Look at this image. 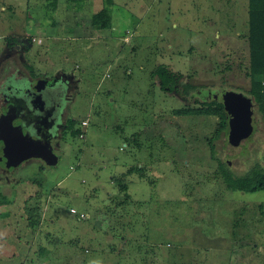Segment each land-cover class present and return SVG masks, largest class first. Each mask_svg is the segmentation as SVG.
I'll use <instances>...</instances> for the list:
<instances>
[{
  "label": "rangeland",
  "instance_id": "1",
  "mask_svg": "<svg viewBox=\"0 0 264 264\" xmlns=\"http://www.w3.org/2000/svg\"><path fill=\"white\" fill-rule=\"evenodd\" d=\"M105 3L0 0V110L11 83L72 71L48 92L79 127L55 164L0 149V264H264V189L224 176L264 169V112L230 143L218 114L176 110L251 94L240 0H113L96 27Z\"/></svg>",
  "mask_w": 264,
  "mask_h": 264
},
{
  "label": "water",
  "instance_id": "2",
  "mask_svg": "<svg viewBox=\"0 0 264 264\" xmlns=\"http://www.w3.org/2000/svg\"><path fill=\"white\" fill-rule=\"evenodd\" d=\"M72 74L74 73L65 71L61 75L56 74L50 79L39 76L34 82L33 80L23 82L15 87L16 92L21 94L20 98H22L24 104L10 112V109H8L11 108L9 101L4 111L0 113V149L4 150L5 158L9 164H16L33 155L45 158L49 164L57 163L60 150L53 149L52 146L50 147L47 143L42 142L40 132L39 134H31L26 130L21 114L28 115L36 112L48 115L45 113L46 103L48 102L45 96V87L56 84L60 79L71 78ZM223 102L229 117V141L230 143H239L254 131L253 96L240 89H224ZM36 110H39V112ZM30 124L29 122L27 125ZM38 130L40 131L39 128Z\"/></svg>",
  "mask_w": 264,
  "mask_h": 264
},
{
  "label": "trees",
  "instance_id": "3",
  "mask_svg": "<svg viewBox=\"0 0 264 264\" xmlns=\"http://www.w3.org/2000/svg\"><path fill=\"white\" fill-rule=\"evenodd\" d=\"M263 2L260 0V3ZM113 0H106L105 5L97 10L92 16V23L94 26L100 28L110 27L112 25L111 4ZM57 1L53 5L56 7ZM263 4V3H262ZM261 5V4H260ZM264 6V4H263ZM263 11H259V0H250V76H251V94L254 99V109L256 103L258 108L264 112V7ZM158 73L161 78V85L165 87H174L175 77L172 70H169L165 65L158 68ZM189 88V84H187ZM225 104L222 98H217L214 93L205 96L202 104L195 107L176 108L180 113H199V112H213L220 116L218 123L219 129L229 130L228 112L225 110ZM75 119L68 117L67 128H71L72 132H77L79 127H74ZM224 176L227 184L234 188L246 189V191H254L264 189V169H252L248 175L243 174L232 175L229 171L224 169ZM34 221V220H33Z\"/></svg>",
  "mask_w": 264,
  "mask_h": 264
},
{
  "label": "flooded vegetation",
  "instance_id": "4",
  "mask_svg": "<svg viewBox=\"0 0 264 264\" xmlns=\"http://www.w3.org/2000/svg\"><path fill=\"white\" fill-rule=\"evenodd\" d=\"M16 45L19 46V44H16ZM67 72H72V71H67ZM61 73H64V71H61V72L58 71L57 72V74H59V75H61ZM73 75L74 74H72L71 78H70L71 79V85L73 84V85L78 86V79L76 77H74ZM39 76L47 77L46 74L35 75V77L32 79L33 82L36 81V79ZM48 78L50 79L51 77H48ZM48 88H50L49 85H47L44 89L46 99L48 100V102L46 103L47 108H45V113H47L48 115L43 114V113L38 114L36 112H32L28 115L25 113H22L21 116H22V121H23V124H24L26 130H28L31 134H33V133L39 134V132H40L41 133L40 135L42 136V139H43L42 142L47 143L50 147L52 146L53 149L55 148V149L60 150V148H58L55 145V141H57L58 139H62V136H64V133L62 134V132H64V130H66V128H67L69 116L66 115L65 111H66V108H68L67 107L68 103L63 108V111H61L60 110V108H62V106L60 105L61 99L59 101L54 100L49 95ZM209 94L213 95L214 93H212V90H210ZM20 95L21 94L19 92L18 93L16 92V89H15V86H13V83H11V92H10L9 96H6L4 98L3 107L1 108L0 113L4 111V108H6L9 101H10L11 108H8V109H10L9 110L10 112H11V110L12 111L15 110V108H17V107L22 106L24 104V102H23L22 98H20ZM68 95H69V97L73 96L71 92H69ZM10 98H12V99L10 100ZM36 111L39 112V110H36ZM29 122L31 124L28 126L27 124ZM38 128L40 129V131L38 130ZM68 129H71V128H68ZM60 153H61V150H60ZM33 158L41 159L43 164H45V165L47 163L43 157L33 155L32 157H29V158L25 159L24 161H22L21 163H19V165H21L22 163H25L26 161L31 160ZM2 162H4V161L2 160ZM2 166L5 167V169L10 170V169H14L18 165L17 164H14V165L8 164L6 166L3 163Z\"/></svg>",
  "mask_w": 264,
  "mask_h": 264
},
{
  "label": "crops",
  "instance_id": "5",
  "mask_svg": "<svg viewBox=\"0 0 264 264\" xmlns=\"http://www.w3.org/2000/svg\"><path fill=\"white\" fill-rule=\"evenodd\" d=\"M234 1H236V0H232L233 4H234ZM262 1L263 2L260 3V0H259V9H260L259 11L260 12L263 11L262 10L263 8L261 9V7L264 4V0H262ZM240 3H241V7L246 12V17H244L242 14H238V13L235 14L236 20L242 21V24L239 25V28L237 30V34L244 36V38L246 40V43H248V48H249V54H248V56H249V70H250V43H249L250 42L249 35H250V27H251V25H250V10H251L250 9V0H240ZM238 11H239V8H238ZM244 22H245L246 25L243 26Z\"/></svg>",
  "mask_w": 264,
  "mask_h": 264
},
{
  "label": "built area",
  "instance_id": "6",
  "mask_svg": "<svg viewBox=\"0 0 264 264\" xmlns=\"http://www.w3.org/2000/svg\"><path fill=\"white\" fill-rule=\"evenodd\" d=\"M84 123H87V120H84ZM76 208H77V207L73 206V207L71 208V210H73V211H77ZM84 215H85V212L80 211V216H84Z\"/></svg>",
  "mask_w": 264,
  "mask_h": 264
}]
</instances>
